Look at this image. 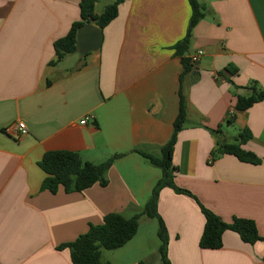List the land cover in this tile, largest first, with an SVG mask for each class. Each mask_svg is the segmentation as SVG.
<instances>
[{
  "label": "crops",
  "instance_id": "0c3cea01",
  "mask_svg": "<svg viewBox=\"0 0 264 264\" xmlns=\"http://www.w3.org/2000/svg\"><path fill=\"white\" fill-rule=\"evenodd\" d=\"M80 1L0 0V264H72L60 245L109 213H141L162 173L134 150L161 156L181 90L188 121L172 158L177 184L227 223L253 220L261 238L249 244L228 230L222 248H201L199 204L166 188L158 212L168 258L171 264H264V100L236 110L250 88L264 91V0H197L203 17L184 57L203 55L184 75L174 46L188 30V0H124L102 30L98 51L51 65L54 43L80 19ZM112 2H99L96 13ZM18 122L27 134L5 132ZM246 129L251 139L244 148L259 164L218 151ZM49 151L75 152L96 165L123 156L107 172L106 187L52 194L41 190L46 175L39 167ZM154 220L140 216L135 237L105 262L145 264L147 255L137 248L146 233L159 240ZM159 245L150 251L152 264H161Z\"/></svg>",
  "mask_w": 264,
  "mask_h": 264
},
{
  "label": "trees",
  "instance_id": "16d2710c",
  "mask_svg": "<svg viewBox=\"0 0 264 264\" xmlns=\"http://www.w3.org/2000/svg\"><path fill=\"white\" fill-rule=\"evenodd\" d=\"M101 1L103 0L80 1V19L72 24L70 31L65 37L54 43L56 61L51 63V65L57 64L70 54L77 53V32L84 24L91 23L103 30L117 17L119 5L124 2V0H113L112 3L106 5L103 11L98 14L96 13V5ZM188 1L192 9L188 30L185 38L174 46L176 55L181 57L183 63V75L192 70L193 64L184 55L188 51L192 29L203 17L197 0ZM250 91L249 95L238 97L236 110L245 111L255 103L264 100L263 90L254 86L250 88ZM187 121L185 99L181 90L180 108L177 119L174 122L173 135L161 148V156L156 157L138 149L134 150V152L139 153L152 166L159 168L162 173L142 212L133 217H126L120 213H109L104 217L102 224H91L87 232L80 235L75 241L60 245L59 250L69 251L72 264H109L102 259L103 251L117 250L131 241L139 230V218L142 215L157 220L158 237L160 240L158 252L161 264H171L168 258L169 237L167 227L158 212L160 195L166 188L172 189L177 194L191 196L199 204L205 218L204 229L199 241L201 248L210 250L222 248L223 235L228 230L237 233L243 242L249 244H254L260 240L261 237L253 220L235 218L232 222L227 223L204 207L189 190L177 184L176 180L179 169L173 164L172 158L177 135L185 128ZM228 123H231L230 120H228ZM214 132H221L220 126ZM250 139L251 134L249 130H243L236 137L234 143H221L218 151L223 154L233 155L244 163L259 164V157L254 152L244 148V145ZM122 156V154H116L107 161L96 165L83 161L80 155L75 152H46L39 162V167L46 175L42 182L41 190L57 194L61 189L66 193L83 192L95 184L106 187L108 185L107 172L116 160Z\"/></svg>",
  "mask_w": 264,
  "mask_h": 264
},
{
  "label": "water",
  "instance_id": "95a60500",
  "mask_svg": "<svg viewBox=\"0 0 264 264\" xmlns=\"http://www.w3.org/2000/svg\"><path fill=\"white\" fill-rule=\"evenodd\" d=\"M103 43V32L99 27L86 23L77 32V53L86 55L98 51Z\"/></svg>",
  "mask_w": 264,
  "mask_h": 264
},
{
  "label": "rangeland",
  "instance_id": "374dc122",
  "mask_svg": "<svg viewBox=\"0 0 264 264\" xmlns=\"http://www.w3.org/2000/svg\"><path fill=\"white\" fill-rule=\"evenodd\" d=\"M234 133V131L232 130L229 134ZM156 226H157V222L156 220H154ZM146 238L143 239V243L142 245H139L141 247V249L139 250L137 248L138 254H143L144 256L147 255L146 259H144L145 261H143L145 264H152L154 262V256H152L151 254V250L154 247V243L159 242L160 244V240H157L158 238L154 235V238H151V233H146L145 234ZM142 248L144 250V252H142ZM117 253V252H111L108 250H104L102 253V259L103 261H107V260H111L112 256ZM116 255V254H115ZM117 264V263H115Z\"/></svg>",
  "mask_w": 264,
  "mask_h": 264
},
{
  "label": "built area",
  "instance_id": "2783aa9c",
  "mask_svg": "<svg viewBox=\"0 0 264 264\" xmlns=\"http://www.w3.org/2000/svg\"><path fill=\"white\" fill-rule=\"evenodd\" d=\"M202 55H203V51L199 50L195 54L191 55L189 59L191 63L195 65L200 61ZM86 120L87 119H84L83 121H81V124L84 125L86 123ZM5 132L15 138H19L22 135L27 134V128L23 122H18V123H14L10 125L9 127H7L5 129Z\"/></svg>",
  "mask_w": 264,
  "mask_h": 264
}]
</instances>
